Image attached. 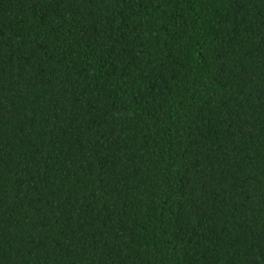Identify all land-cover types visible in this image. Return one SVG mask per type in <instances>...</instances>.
Wrapping results in <instances>:
<instances>
[{"label": "trees", "instance_id": "1", "mask_svg": "<svg viewBox=\"0 0 264 264\" xmlns=\"http://www.w3.org/2000/svg\"><path fill=\"white\" fill-rule=\"evenodd\" d=\"M0 264H264V0H0Z\"/></svg>", "mask_w": 264, "mask_h": 264}]
</instances>
